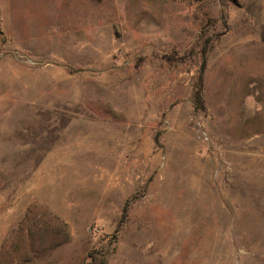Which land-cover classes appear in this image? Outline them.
Returning <instances> with one entry per match:
<instances>
[{"label": "rangeland", "instance_id": "rangeland-1", "mask_svg": "<svg viewBox=\"0 0 264 264\" xmlns=\"http://www.w3.org/2000/svg\"><path fill=\"white\" fill-rule=\"evenodd\" d=\"M0 264H264V0H0Z\"/></svg>", "mask_w": 264, "mask_h": 264}]
</instances>
